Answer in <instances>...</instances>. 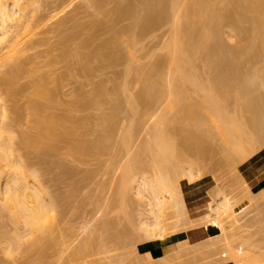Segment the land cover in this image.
Listing matches in <instances>:
<instances>
[{
	"label": "rangeland",
	"instance_id": "obj_1",
	"mask_svg": "<svg viewBox=\"0 0 264 264\" xmlns=\"http://www.w3.org/2000/svg\"><path fill=\"white\" fill-rule=\"evenodd\" d=\"M37 1H40V0H36V3H37ZM56 1L57 0H52V1L51 0H49V1L48 0H41L40 3H37L39 5H36L37 7L40 8V9L39 8L37 9L38 12L41 9H44L43 11L45 13L47 12L49 14L51 11L48 9L53 10V8H52L54 5L53 2H56ZM85 2H87V0L86 1L74 0V3H76L75 5H78V4L80 5L81 3H85ZM108 2H109V4L111 3L110 1H108ZM45 3H46V5H45ZM87 3H85V4L87 5ZM43 4L45 6H42ZM49 4H50V6H49ZM55 4H59L61 7H63V5H66V3L62 4L59 2H57ZM59 5L57 7H59ZM106 5H104L105 8H106ZM34 6L32 7L33 9L35 8ZM80 6H78V7H80ZM82 6H83V4H82ZM88 6H89V4L87 5V7ZM90 6H89L90 8L84 9L85 8L84 7V8H80L79 9L80 11L78 10V12H81L82 15L80 13H77L76 11H74L78 15V16L76 15L77 18H79V16H80L79 19L74 20V18H73V21H76V20L79 21L80 20L79 22L76 21L75 25H77L76 23H80L81 20H83V19L85 22L83 23V21H82V25L78 24L79 27L75 26L76 27L75 29H73L72 28L73 26H72L71 28L73 31L76 29H79L80 26H81V28H84V29L87 28L86 26H89L88 23H87V25H85L86 21L88 20V22H90L89 21L90 19H88V18L91 15V13L95 12V11H93V9H95V8H92V5H90ZM113 6L111 5L112 8H113ZM57 7H56V9H57ZM61 7H59L57 10L62 11ZM111 7H110V9H111ZM107 8H106V10L109 11V7H107ZM70 9L72 10V8H70ZM73 9H74V5H73ZM35 10H36V8H35ZM37 10H36V12H37ZM57 10H55L53 12L55 13V12H57ZM74 10H76V7ZM101 10H103V9H101ZM98 11H99V9H98ZM103 11L105 14L106 13L105 10H103ZM103 11H102V13H103ZM36 12L33 13V16ZM44 12H43L42 16L45 15ZM53 12L51 13L52 15L50 14L51 19L48 17L49 16L48 14H46V16L48 15L47 17L45 16L46 18H44L42 16L41 17L43 19L40 18V19H42L43 24L45 23L44 24L45 28H48V27L51 28V29L48 28L49 31L47 30V32H46V29L44 27H42L44 25L41 26L44 29L39 27L40 25L37 23H40V20L37 19L38 20V22H37V20H35L37 16H35V18H33V16H32V18H33L32 22H33V20L36 21V23L33 22L34 25L37 24L38 27L40 28V30L41 29L42 30L40 31L39 28H37V30H36L37 26L35 25L36 26L35 27L33 25L35 27V29H34V27L30 26V29H31V30L29 29L30 33L28 31V33L23 34V37L21 36L23 39L25 38V40L23 41V39L21 38L22 40L20 41L21 44L19 45L20 46L19 49H21V47H22V48H24V52L25 51L26 52L24 54V52L22 51L20 53V55H22V56L18 55L19 59L18 58L17 59L14 58V59H16L18 61L21 60L19 63L23 62V63H21V64H23V66H22L23 68H20V70H19V68L17 67L18 66V62H17L16 67L18 68L17 69L18 71H16L15 70L16 68L14 67L15 69L14 68L13 69L16 71L14 74V72H13L14 70L12 71V69H10V68H12L15 61H13L11 64L12 60L11 61L9 60L10 62L9 61L7 62L6 59H9V58H6V57L4 58V56H6V55H4V56L0 55V57L3 58V60L0 58V60L2 61V62L0 61V64H2V67L0 65V106L3 108L4 106H2L1 104L5 103V104H3V105H5V108H3V109H5V113L7 111V115H10L8 117V119L9 120L11 119L10 120L11 125L14 122L12 128L15 132L14 133L15 144L13 142L14 148L12 146V148L14 149V153H13L14 156H10V157L6 156V158L9 157L11 160L14 158L16 159V156H15V154H16L20 160H22V161L24 160L25 163L27 164V165H25V164L24 165L28 166V168L25 167L26 171L24 172V173H26L25 174V181L27 179L26 184L28 186H32V184H33V187H35V189L39 188L41 190L40 195L43 191H45L46 196L48 193L49 199L54 200L51 203L53 204V208L54 207L55 208L53 209V213H51L52 211L50 212V214H49L50 220H48V221H50L51 226L48 224L46 225L49 229L50 228H52V229H51V232L47 233L48 232L47 230H49L47 228V230H45L43 232V233H45V236H44V234L41 235L40 233H39L40 236H39V234L37 236L36 235L37 232H35V235L33 234L34 237L31 234H28V237H27V232H24V229L22 230L21 224L13 223V222H15V220L13 218H11V219H13L14 221L9 219L11 216H9V213L6 212L7 210L3 211L4 209L1 207V204L4 201L3 202L0 201V207H1L0 208V264H146V263L147 264H173V263L175 264V262H176V264L177 263L179 264L180 262H181L180 264H182V263L184 264L185 261L187 264L188 263L187 260H189L190 256H191V258L189 260L190 264H213L220 257H222L220 255L216 256V255H218L216 253H221V251L218 252L220 247H221V250H222L223 246L225 248V245L228 243V240H230V239H227L226 241L222 240L223 231L226 229H231V232L233 230L235 231V229H236V231H235L236 234H240L243 236H250L252 238V241L254 244L253 245L254 248L252 247V249L250 248V250H254V252L251 251L254 253V257L257 258L259 256V258H261L262 261H260V262L257 261V259H259V258H257V259L255 258L254 260L252 258V260L254 262L251 260L253 263H250V262L249 263L250 264H264V199H261L260 193H259L261 190H264V188L259 189L260 185L262 183H264V180H263L264 179V144H263L264 137H262V140L259 142V145L256 144L254 146L252 151H250L251 149L247 150V151H250V152H248L249 157H248V160L246 159L243 162H241V160H240V157H239L240 154L239 153H238L239 155L237 156L239 158L235 159L236 156H234L235 153H233V155H231L232 158L230 159V155H229L228 151H226L228 147L223 148L225 145L223 146L222 143H220V141H218V140H216V143L213 144V147H214L213 149H215V151L212 149V151L208 152L207 154H204V155H206V157L208 156L207 158H205V156L203 154H202V156H204L203 158L201 155L197 156L198 152H196V153H194L195 151L192 152L193 149H191L192 151L188 150L189 152L187 153V151H186L187 146H188V148L190 147L189 141H190V143H192L191 146H193V143H195V142L191 141V140L195 139V137H193L192 139H191V137L196 132H197L196 133L197 136H196V134H195V136L198 137V135H200V130H201L200 128L206 127V126H203L206 124L202 123L201 127H200L199 120L197 119L198 122H197V120H196V122L199 125L197 123L195 125L198 126V128L195 127V125H193V124H192L193 125V127H192V125H190L191 123L188 124L190 121L187 123L188 120L186 118L189 119V117L186 116V114H185V117L182 115H179L180 120L178 119V117L174 118V116H177L178 114H175L176 112L173 111L174 114H173V112H171L174 115L173 116L170 113V111L168 110L169 108L167 107V105H166V107L168 109L166 107H164L166 103L163 101V104H164V106H163V104L160 101V103L162 104V106H160V107L161 108L163 107L164 109L166 108L165 110H167V111L164 110L165 113L166 112L168 113V111H169V118H170L169 121L170 122L168 121L167 125H169V126H167V128L169 127L168 131L171 132L170 136H171V134H174L175 139L173 138V135L171 136V138L173 140H176L175 143H173L174 147L176 145L178 146L175 148L176 149L174 151L175 153L173 152V154L175 155V159L172 158V160H174V162L178 161V162H180V164L182 162H183V164L184 163H190L191 167H194L193 172L196 171L194 173L195 176L191 177V179H188V178L184 179L185 181L182 182L184 190H185V194L187 196L186 197L187 203L189 202V204H190L189 206H191L193 204H201L204 202L205 203L210 202V205H212V204L214 205V204H217V202H219V200L221 199L222 196H227L230 203L232 204L231 206L233 208H232V212H230V217H226V216L220 217V219L223 220V221H221L220 224H216V222H207L202 227H200V230L197 229L199 231H204L205 234L203 235L204 236L203 239L196 240V239L191 238L190 241H187V242H189L188 246L190 247V244H191L192 247L194 248V245L199 244V243H201V240L202 241L204 240L205 244H206L205 246L206 247L208 246L207 248L204 246H203L204 248L202 246H200V247L196 246V247H197V249L198 248L200 249V250L198 249L199 253L200 252L203 253V250H206L205 252L207 253V249H209L208 250L209 252L215 251L210 246L213 242H216V240H217V242L219 244H216L217 242L215 244L217 247H219V249L216 248L215 245H212L213 247H215V249H218V250L215 251L216 253H213V252L209 253L208 252L207 253L208 256H210L209 254H211L209 259L207 258L205 260L206 257L202 256L203 257V260H202V257H199L200 255H198L199 253L196 252L197 249L195 251V248H194V251L196 253H198L197 254L198 256L196 255L195 252L193 253L191 250L188 251L189 247L188 248L185 247L186 245L184 244V242L186 240L183 242L176 243L178 245L183 243V244H181L183 246L182 248H178L176 246L175 247L173 246V248H175V249L178 248L176 250H180V251H183L185 248H187V249H185V250H187L186 252L184 250L185 253H187V252L189 253V254L187 253L188 256L186 254L187 257L183 256V258H180L179 257L180 255H178L177 252H176L177 255H174L173 253H175L174 252L175 249L173 250V248H171L169 250V252H166L164 254L160 253L161 256H157V254H156V256H153L150 253L151 252V250H150L151 246L150 245H152V243H154V242H148V240H145L146 238L144 239V236H143L144 234L141 231H139L140 229L138 230V228H140L138 226V224L140 225V220L137 217L140 216L142 218V217H144V215H145V217L150 215L148 213V211L146 210V209H148V207L146 206L147 204H145V202L148 200V196H146L147 194H145L146 192H144L145 198H142L143 200L141 199V195L139 196L138 194H136L137 191L135 192L134 189L133 190L130 189L129 190L130 192L128 191V193L125 192L127 189L125 191H123L124 195H122V196H125V194H126L125 199H123V197H121V199H120L118 194L122 191L119 188V187H121V185H119V184H121L120 176L122 175L121 174L122 172H120V171H122V169H123L122 167L124 166V164L127 163V164H129V167H130V165L134 164L135 162H138V161L141 162V163L138 162V164L135 163L134 164L135 166L138 165L136 167L133 165L131 166L133 170L132 169L130 171L128 170L129 172H131V174H132V172L135 174V172L139 173V172L144 171L143 174H145L146 176L152 177V174L154 175V173H156V172H154V171H156L155 169L153 171L154 173H150V172H152V171H150V170H152L151 167L153 165H154V167L156 166L155 160L152 159L154 157L152 154V153H154V151H151V150H155V147H154V149H151V148H153V146L150 148L149 145H151V144H149V145L147 144L149 147L148 149H151L150 150L151 153H150L147 150V147L145 144L148 143L147 142L149 139L148 132L150 131L149 128L151 127L152 122L156 119L157 112L161 108H159V110H157L158 109L157 106L159 104H157V105L155 104L157 109L155 108L154 104L150 105L151 107L149 105H147L148 107H146V106L142 107L141 106L140 112L134 114L133 110H131L130 107L126 106V105H128L126 102H125L126 104L122 103L120 105L121 108L119 107V109H121V110L118 109L119 113L116 112L117 111L116 110L115 111L116 113L114 112L116 114V117H115V114H113L114 118H112L110 120L109 125H111V128H112L110 135H107V134L105 135L104 131H103L104 130L103 126H100L101 124H99L100 123L99 119H101V116L104 117L103 113H105V114L108 113L107 115H111L110 113L112 111V109H111L112 105L107 103L108 102L107 101V102H105V104L100 103V105H97L98 107L97 106L94 107V105H96L98 103L91 106V103H89L90 101L88 102L89 99L87 101H85L84 99H85V97H87V96H85V94H87V95L90 94L89 90L92 89L91 84L95 85V83L96 84L101 83V85H102L105 82L104 85L106 86V84H107L106 90H107V88H109V90H110L113 87L112 83L118 84L117 85L118 90L114 94V96L118 94V91L121 94H118V96H116L117 98L118 97L122 98L123 97L122 93L126 94L127 97H131L132 95H134L133 93H136L137 91H139L138 89H140V87H139L140 85L137 84L135 79L132 77L133 73L132 74L130 73L131 74L130 76L126 73V75H128V76L125 77L126 76L125 70L127 72V69H126L127 63L126 62H128V58L130 59L129 61L135 60L134 61L135 63L131 62L132 65H134V64L139 65L140 64V65H142V68L145 65H147L146 68L150 67L151 64L153 62H156L157 60L162 65V67L165 66V64H168L169 62H167V61L169 60V56H168L169 51H168V48H166V46L164 45V43L167 40L166 38H169V35L165 37V35L169 34L168 32L166 33V31L169 29L168 28L169 25L167 26L168 29L166 27H164V28L161 27L162 29L161 28L160 29L162 30V32H160L161 31L160 29H157L158 31H156V33H154L155 36L152 33L153 36H151V38L150 37H148V39L145 38L146 39V40L144 39L145 43L141 42L142 46L140 44H138L137 49L135 46V48H133L132 50H136L137 51V52L135 51L136 54L134 51L132 52V50L130 49L131 53L136 55V58H135L132 54L133 60L130 57H128L129 55L128 56L125 55V57L126 56L128 57L125 60H124L125 57L122 59L123 62L125 61V63H119V64H117V66L115 65V67H110V66L106 67V63L105 64L102 63L103 66L101 68L99 66V68H100L99 70H98L97 66L100 63L98 64V62H92V66L95 69L97 68V71L94 70L93 73H90V75H88V76L86 75V77H84L83 76L84 74L82 76H79V74L80 75L82 74L79 72L80 70L78 71V69H80V67H81V62H80V65L78 66L77 64H79V63H76V61L79 62L78 61L79 59L75 60V58L73 56L75 52L73 53V51L78 48V42L80 41V39H82V38L84 39L83 35L85 33H83V35H81L82 36L81 38L75 36L73 39H76V38H78V39L80 38V39L79 40L76 39L74 43H72L73 39H71L72 42L69 40L66 43L65 37H63L64 36L63 34L65 32L63 31L64 33H62V29H61V31H59L61 33L53 32L54 27H55L54 24H57L58 22H60V20L57 21L58 18H56V15H57V17H59L60 15L65 17V15H63L65 12H62V14L60 12L59 13L60 15L56 14L54 16V18L52 17ZM67 12H69V10ZM74 12H72V13H74ZM39 13H41V12H39ZM39 13H38V15L42 14V13L41 14H39ZM70 13H71V11L69 13H66V14H69L68 16L71 17L72 13L71 14ZM96 13H97V10H96L95 14ZM97 15L98 14H96L95 16H97ZM101 15H103V14H101ZM93 16H94V14H93ZM93 16H91L90 18H92ZM39 17L40 16H38V18ZM64 17H62V18H64ZM69 17H67V18H69ZM103 17L104 16L96 17L97 19L95 17L94 18L96 20H99ZM46 19H50V21L48 22V20H46ZM59 19H61V16ZM95 19H93V20H95ZM50 22H53V24ZM33 23H31V25ZM70 23H72V22H69V24H66V25H73ZM129 23H130V21H129ZM49 24L53 25V28ZM83 24L85 25V27H83ZM123 24H124V22H122L121 28L125 25V24L124 25ZM66 25H65V27H66ZM119 25H120V23H119ZM119 25L117 24L116 27L119 28L120 27ZM128 25H126V26H128ZM116 27L114 28V31H115ZM223 27H224V29H223ZM223 27H222L223 31H221V32H222V34H224L222 36H224V38L226 40L223 37L222 38L225 41H227L228 45L235 44V41L230 39V35L233 34L230 31L231 27H230V29L227 26H226V28H225V26H223ZM88 28L85 30L86 32H87ZM69 29H70V27H69ZM33 30H34V33L32 32ZM82 30L83 29H81V32H82ZM68 31H70V30H68ZM79 31L80 30H77V31H74L73 33H75V32L78 33ZM85 31L83 30V32H85ZM224 31H225V33H224ZM35 32H36V35H35ZM38 32H40V33H38ZM52 33H54V34H52ZM55 33L57 35H55ZM80 33H78L77 36H79ZM163 33L164 34L166 33V34L164 35ZM30 34H32V35L34 34V36H32ZM58 34H59V36L61 35V40H62V38L64 39V43L62 45L61 44L58 45L59 42H61V41H59L60 37L58 36ZM105 34H107V35H103V37L101 36L102 33H101V35L99 34V39L97 42L96 41L93 42L91 40L92 44L96 43L95 44L96 46H94V48L97 47L98 44H102L103 40L107 41L109 39L108 32ZM110 34H112V33H110ZM150 35H148V36H150ZM228 36H229V38H228ZM85 37H87V36H85ZM107 37H108V39H106ZM123 39H125V37ZM38 40H39V42H38ZM31 41L34 43L32 44ZM36 41L38 43L37 45L35 44ZM81 41H83V40H81ZM31 44L32 45L35 44V46L32 47ZM79 44H81V43H79ZM143 44H147V47L145 48V50H144V47L146 45L143 46ZM28 46L29 47L31 46V48L29 49ZM62 46H65L66 48H64V47L63 48L66 49V51L69 49L70 52L68 51L67 52L68 54L65 52H62L64 50V49H62ZM140 46H141V51H139ZM67 47H68V49H67ZM90 47H92V50H91V56H92V53L94 50H93V46H90ZM90 47H88L86 49L89 50ZM124 48H125V46H124ZM124 48L122 47V49H124ZM147 51H149V52H147ZM152 52H154V53L151 54ZM2 54H5V52ZM94 54H95V51H94ZM122 54L124 55L125 53L123 52ZM167 57H168V59H167ZM199 59L202 60V58H199ZM122 60H121V62H122ZM196 60L200 61L198 59H196ZM80 61L83 62L84 60H80ZM197 61H195V62H197ZM202 61H200V62L202 63ZM7 63H8V65H7ZM83 63H85V62H83ZM156 63H158V62H156ZM159 63L157 64V66L159 65ZM201 63L197 62L196 64H199L200 66L202 65L201 67L204 68L203 63L202 64ZM21 64L19 65L20 67H21ZM129 64H130V62L128 63V66H129ZM6 65H7V67H6ZM168 65H166V69L164 67V69L166 71L163 69L165 73H167ZM77 66H78V68H77ZM134 67H136V66H133V68ZM35 68L36 69L38 68L39 70L38 69L36 70ZM33 69H35V70H33ZM204 69H206V68H204ZM10 70L13 72V74H12V72H10ZM206 70H208V69H206ZM34 71L37 73H35ZM8 72L12 75H8L7 74ZM31 72L33 75L31 74ZM40 72H41V74H40ZM78 72H79V74H78ZM40 75H44L45 80H42L43 79L42 78V79H40V81H37L39 79L38 77ZM12 76H14V77H12ZM201 76L199 78H196V80L198 81L200 78L202 79ZM36 77H37L36 81L39 83V85L41 84L40 83L41 80L44 81V86L43 85L42 86L45 87V89L41 86L40 90H43V92L42 91L40 92V94H42L40 96H39L40 90L36 91L34 89L35 84L32 85V82L36 83L35 79L31 81V79L36 78ZM162 77H161V80L163 79ZM203 77L205 78L206 75H204ZM6 79H8L7 82H6ZM125 79H127V81H128L126 86H125L126 83L123 84L126 81ZM108 80L111 82H109ZM164 80H165V77L162 81L164 82ZM200 80L198 81V84L202 81V80L201 81ZM119 84H122V86ZM97 85H99V84H97ZM123 85L128 89H126ZM105 86H104V88H105ZM187 86L189 87L190 84L189 85L187 84ZM187 86H186V88H187ZM119 88L122 91H120ZM123 88H125L126 90ZM79 89H80V92L82 94V98H80L81 96H78L79 98H77V93L80 95V92L78 91ZM189 89H191V91H189ZM189 89L187 91V93H189V97H188L189 99H186L187 101L185 100L186 103H189L188 105H191L193 103V101H191V99L200 101L201 100L200 97L203 98L202 97L203 93H200V92L197 93V92H194V90L192 91V87H189ZM110 92H111V90H110ZM46 93H47V97H46ZM131 93H132V95L128 96ZM126 95L124 96L125 98H126ZM199 95H200V97H198ZM107 97H106L107 98L106 100H109V97L111 99V96H107ZM116 97H115V99H116ZM87 98H89V96ZM166 98H163V99L166 100ZM100 99H101V97H100ZM100 99H98V101H100ZM104 99L105 98H102L101 100L104 101ZM125 100L123 98V99H120L119 102H121V101L123 102ZM86 102H88V103L86 104ZM109 102H111V101L109 100ZM186 103H185V105H186ZM124 104H125L127 109L125 108ZM188 105H186V106L190 107ZM186 106H184V107H186ZM33 107H35V108H33ZM187 107H186V109H187ZM191 107H192V109L194 108V106H191ZM2 108H0V109H2ZM6 108L8 110H6ZM38 108L41 110L39 111ZM36 110H37V112H33ZM130 110L132 111V113L130 112ZM142 110L144 112L146 111V113H145L146 115H144V112H142ZM199 111H200V109L197 110V112L195 114L198 115L200 118L201 116L199 114H197ZM32 112L34 114H32ZM40 113H42V114H40ZM199 113L201 114L202 112L200 111ZM49 114H51V115H49ZM39 115L40 116L42 115L41 118L42 119L44 118V119L42 120ZM44 115H46L45 116L46 118L44 117ZM99 115H101V116H99ZM170 115H172V116H170ZM229 115L233 119L241 117V119H243V120H244V118L249 116V114L247 112H239L238 108L234 109L233 107L229 110ZM48 116H51V117L56 116L55 122H54V119L52 121V122H54L53 123L54 126L51 124V121H50L51 117L49 118ZM64 117H65V119L69 118L68 121H70V122L66 121V123H64V124H68V128L70 129V131L67 129L68 133L66 131H64L65 130L63 128L64 125H63V123H61V122H63L62 119ZM97 117H98V119H97ZM35 118H36L37 122L35 121ZM184 118L186 119V121ZM58 119H59V121H58ZM81 119L83 120V122ZM181 119L182 120L184 119L183 122H179V121H181ZM201 119H202V117H201ZM60 120H61V122H60ZM76 120H79V123L78 122L75 123ZM11 121H13V122H11ZM201 121L204 122L203 120H200V123H201ZM33 123L35 124V126L32 125ZM49 123L51 124L50 126H49ZM192 123H193V121H192ZM41 125H43L44 127L42 128ZM69 125H70V127H69ZM131 125H132V128L135 127L134 132L130 133V136L132 137V139L134 136V139H133V142L132 141L128 142L131 139H129V138H128L129 140L127 139V137H129V136H128V133L126 130H129V128H131ZM171 125H172V130H171ZM37 126H38V128H37ZM241 126H242V124H241ZM65 127H67V126H65ZM207 127H209V126H207ZM47 128L50 132L47 131ZM60 129L61 130L63 129L64 132H62ZM193 129H194V131L196 129L198 131L196 130V132H194ZM59 130H60V132H59ZM54 131L58 134L56 135V133ZM191 132H194L193 135H191ZM203 132H201V133L203 134ZM125 133H127V134L125 135ZM52 134H55V135L52 136ZM132 134H134V135H132ZM56 136H57V138H56ZM122 136L126 137L125 139L128 140V141L124 140V141H126V143H129L128 148L125 147L127 144L125 145V142H123V141L122 142L124 144L122 145V143H121V140L123 139ZM99 138L103 139V140H105V138H108V139H106L107 141L105 140V143L103 142L106 147L102 145V147H104L105 150L103 148L101 151L98 150V152H97L96 146L99 145L98 142L101 143ZM245 138H243L244 141H245ZM17 140L20 142H18ZM84 141H86L87 143ZM114 141L117 142L118 146L115 145L116 142H114ZM169 141H171V139L168 140L167 142H169ZM198 141H199V139H197V143H198ZM118 142H120V143H118ZM181 142H182V144H181ZM187 142H188V144H187ZM245 142H244V145L246 144ZM83 143H85L87 145H85ZM106 143H108V144H106ZM178 144L180 146L182 145V147L180 148ZM186 144H187L186 148L183 149ZM247 147L248 146H244V148H246V149H247ZM145 148H146V151L149 152L148 154L145 153L146 152V151H144ZM257 148H258V150H257ZM16 150H18V151H16ZM127 150H128V152L129 151L130 152L129 153L126 152ZM138 150H140V151H138ZM183 150H184V152H183ZM93 151H94V153H93ZM254 151H255V153H254ZM8 153H7V155H8ZM190 153H192L194 156ZM209 153H211V155ZM18 154L22 158H20L18 156ZM142 154H143V156H142ZM186 154H188L189 157ZM176 155H178V157ZM141 156L143 159L145 158V160H143L141 158ZM151 156H152V158H151ZM181 156H183L184 158L187 157V159L185 160ZM199 157H201V158H199ZM149 158H150V160H149ZM229 159L231 162H229ZM237 159H239V160L237 161ZM14 160H12L11 162L14 163L17 159L15 161ZM144 161H146L147 163ZM185 161H187V162H185ZM130 162H131V164H130ZM153 162H154V164L152 165L151 163H153ZM228 162L230 164H228ZM4 164L6 165V163H4ZM4 164H1L2 167L4 166L3 168L0 167V169H1L0 173L2 175V177H0V179H2V180H0V185H1V183L2 184L5 183L4 178L6 177V175L9 176V174L10 175L12 174V173H10V172H12L11 169L9 172V170H7L9 168H7V166H5ZM10 165H12V164H10ZM139 165H141V166L139 167ZM228 166H230V167H228ZM141 168H142V170H141ZM2 169H3V171H2ZM29 169L32 171L31 175H30L31 171ZM69 169H71V170L69 171ZM27 170L29 171L28 178H27V174H28ZM4 172H7V173H4ZM148 173H150V174H148ZM33 175H37V176H33ZM17 176H18V174H17ZM28 179H31V180H28ZM32 179L35 180L34 182H36L37 185L34 184ZM242 179H244V180L242 181ZM261 180H263V181H261ZM29 182H30V184H29ZM1 187L2 186H0V188ZM117 188L120 189V192H119V189H117ZM117 192H119V193H117ZM189 193H190V195H187ZM1 194H2V192H0V195ZM119 195H121V194H119ZM136 195H138L139 197ZM46 196H45V199L48 197V196L47 197ZM2 197L3 196L1 195L0 198L2 199ZM100 200H101V202H100ZM120 200L122 202H120ZM140 200H142V201H140ZM123 202H124V205H123ZM54 203H55V205H54ZM1 209H3V210H1ZM3 212H6V213H3ZM147 213H148V215H147ZM54 214H56V217L54 216ZM212 214H214V212L211 211L209 213V215H212ZM52 215H53V217H51ZM208 220L209 221L212 220V217L208 218ZM130 222H132V223H130ZM181 222L179 221V223H181ZM13 224H15V225H13ZM52 224H53V226H52ZM106 224H107V226H106ZM127 227H128V229H127ZM15 228H17V229H15ZM181 228H182V223H181ZM181 230L179 229V231H178V228H177V230H176L177 232L174 231L175 232V233L173 232L174 234L172 232H167L166 234L169 235L171 233L172 237H175L178 234L183 233L184 230L183 229H181ZM205 230H206V232H205ZM15 231H16V233H15ZM193 231H196V230L192 229V230L184 232V233L190 235ZM21 232H23V233H21ZM52 233H53V235H52ZM15 234H17V236ZM120 234H121V236H120ZM29 235L32 236L33 240L30 239L31 237ZM130 236H131V238H130ZM169 236H167L169 238H166V240H164L165 243H167V244L171 243L172 237H171V235H169ZM27 238H29V239H27ZM9 239H10V241H9ZM7 240H8V242H7ZM31 240H32L33 244L31 243ZM34 240H36V241H34ZM187 242H185V243L187 244ZM1 243H2V245H1ZM176 244H174V245H176ZM234 244H236L238 246L239 242L235 241ZM181 245H179V247ZM6 247L8 248V250ZM29 247H30V249H29ZM42 247L45 250H43ZM210 248H212V249L210 250ZM1 249H2V251H1ZM39 250H41V251L39 252ZM171 250H173V251H171ZM8 251H9V254H8ZM180 251H178V253L182 254L183 252L180 253ZM39 253H40V256H39ZM185 253H183V255ZM190 253L191 254L193 253L192 255H194V257L196 255L197 256L196 259L194 257H192V255ZM206 253H204V254L206 255ZM224 253H226V252H224ZM212 254H214V255L216 254V255L212 256ZM140 255H142V256H140ZM221 255H223V254H221ZM228 255L227 254L223 255L222 258L224 259V257H225V259L228 261L226 263H222V264H231L232 259H230L231 257H230V255L229 256ZM163 256H165V257H163ZM249 256H252V254H250ZM141 258L144 261L143 263H142ZM192 258H193L194 262L192 261ZM213 258L214 259L218 258V259L214 261ZM241 258H245V257H240V259ZM247 258L251 259V257H248V256L246 257V259ZM229 259L231 262H229ZM249 259H248V261H250ZM196 260H198V261L195 262ZM220 260L223 262L222 259H219L218 261H220ZM212 261H214V262L212 263ZM218 261L215 262L214 264H220ZM247 263L248 262H246V264ZM233 264H245V263L244 262L240 263V261L236 262V260H235Z\"/></svg>",
	"mask_w": 264,
	"mask_h": 264
},
{
	"label": "bare ground",
	"instance_id": "obj_2",
	"mask_svg": "<svg viewBox=\"0 0 264 264\" xmlns=\"http://www.w3.org/2000/svg\"><path fill=\"white\" fill-rule=\"evenodd\" d=\"M72 1L71 0H57L56 2H53V4H54L52 7L53 10L48 9L51 11V12L49 11L50 12L49 14L47 12L45 13L43 11L44 9H41L39 11L42 13L41 14L37 10L39 7L36 6V5H39L37 3H40L41 0L37 1V3H36V0L35 1L34 0H0V53L5 52V54L1 53L0 55H2V56L6 55V56H4V58L5 57L9 58V59H6L7 62L9 60L10 61L12 60L11 64L13 61H15L12 68L9 67L10 69H12V71L15 68H16L15 69L16 71H18L17 70L18 68H19V70H20V68H23L22 67L23 64H21L23 62L19 63L21 60L20 61L16 60L17 58L19 59V56H22V55H20V53L22 51L24 52V48L21 47L22 50L19 49L20 48L19 45L21 44L20 41L23 39L22 38L23 34L28 33V31L30 33V30H31L30 26L34 27L36 25L37 27L36 26L35 27L37 30V28L44 25L45 23L43 24V21H42L43 18L42 17L46 18L49 15L48 17L50 18V16L52 15L51 13L53 11L57 10L59 7H61L59 4H55L57 2L62 3V4L66 3V5H63V7L65 6L64 8L61 7L62 11L57 10L58 13L53 12L52 17L54 18V16L56 14L60 15L59 14L60 12H61V14H62V12H65L63 15H65L66 18L64 16L60 15L61 19H59L60 16L57 17V15H56V18H58L57 21L60 20V22H58L57 24H54L55 27H54V30L52 29L53 32L58 33L62 29V33L65 32L63 34L64 35L63 37H65L66 43L69 40L71 41V39H73L75 36L81 38L82 37L81 35H83V33H85L84 35L87 36V37H85L83 35L84 39L79 38L80 41L78 42V48L73 51V53L75 52L74 55L71 53L74 56L75 60L79 59L78 60L79 62L76 61V63H79V64H77L78 66L80 65V62H81V67H80V69H78V71L80 70L79 72L82 74L80 75L78 72L79 76H82L84 74L83 76L86 77V75L88 76V75H90V73H93L94 70L97 71V68L95 69L92 66V62H98V64L100 63L98 66L96 65L98 67V70L103 66L102 63H104V64L106 63V67H109V66L115 67V65L117 66V64H119V63H125V61L123 62L122 59L125 57V55H127V56L129 55L128 57H130L132 59L133 53H131V50L133 48H135V46H136V49H137L138 44H140L142 46L141 42L145 43V41H144L145 38H147V39H148V37L151 38V36H153V34L156 33V31H158L157 29H160L161 27L167 28V26L169 25L168 26L169 29L167 28L168 30L166 31V33L168 32L169 34L165 35L166 33L165 34L163 33L165 35V37L169 35V38H166L167 40L164 43V45L166 46V48H168V51H169V52L167 51L168 56H169V60L167 62H169L168 63L169 65L165 64V66L162 67V65L157 60L156 62L159 63L158 66H157L158 63L153 62L150 67L146 68L147 65H145L144 66L146 68L145 69L144 67L142 68V65H140V64L139 65H135V64L132 65V63H135L134 62L135 60L129 61L130 59L127 56L124 58V60L126 58H128V62H126L127 63V67H126L127 72L125 70V75L127 73L130 76L133 73L132 77L135 79L136 83L140 85L139 86L140 89H138L139 91H137V92L135 91L136 93H133L134 95H132V93L128 95V96L132 95L131 97H127L126 94L122 93L123 97L122 98L118 97L119 98L118 99L116 96H118V94H121V93H119V91H118V94L114 96V94L118 90V86H117L118 84L112 83L113 87L110 89L111 90V92H110L109 88H107V90H106L107 84H106V86L104 85V83H105L104 82L105 80H104L103 81L104 83L102 85H101V83H97L99 85H97L96 83H95V85L91 84L92 89L89 90L90 94L89 93H88L89 95L85 94V96H87V97L89 96V98L85 97V99L84 98L83 99L85 101H87L89 99L88 102L90 101L89 103H91V106L98 103V104L94 105V107H96L97 105H100V103L105 104V102H107V101H108L107 103L112 105L111 106L112 111L110 113L111 115H107L108 113H106V114L103 113L104 117L99 115V116H101V119H99L100 123L97 121L99 124H101L100 126H103V128H104L103 131H104L105 135L106 134L110 135V133L112 131L111 125H109L110 120L112 118H114L113 114H115L116 112L121 110V109H119V107L122 103L126 102L128 104L126 106L130 107L131 110H133V113L136 114V113L140 112L141 106L142 107L143 106L148 107L147 105L150 106V105L154 104V106L156 108V105L159 104L158 105L159 107L157 106L158 109L156 108L157 110H159V108H161L160 106H162L163 101H164L166 104H165V106L163 104V106L166 107V105H167V107L169 109L167 107L166 108L170 111V113L174 111V112H176L175 114H178L177 116H174L173 115L174 112H173V114L171 113L174 116V118L178 117V119H179L180 118L179 115H182L185 117V114H186V116L189 117V119L186 118L188 120L187 123L190 121L188 124L191 123L190 125H192V124L195 125L198 122V120H199L200 127H201L202 123L206 124V125H203L206 127L200 128L202 131L200 130V135H198V137H196L197 136V134H196L197 129L195 131L193 129V131L196 133L191 132V135H193V133H194V135L191 137V139L193 137H195V139H193L191 141H193L195 143H193V146H191L192 143H190V141H189L190 147L188 148V146H187L188 142H187V144L183 148V149H185L187 146V150H186L187 153L189 152L188 150L193 149V151L191 150L192 152H194V151H195L194 153L198 152L197 156H200V155L202 156V154L203 155L207 154L208 152L212 151V149L214 148L213 144H215L216 140H218V141H220V143H222L223 146L225 145L223 148L228 147L227 150L226 149L225 150L228 151V153L230 155V159L232 158L231 155H233V153H235L236 154V155L234 154V156H236L235 159L240 157L241 162L245 161L246 159L248 160V157H249L248 152L252 151V149L254 148V146L256 144L259 145V142L262 140V137H264V0H87L88 3L87 2H85V3H87V5L89 4V6L92 5V8H95L97 10L96 14H98V15L95 16L96 10L93 9V11H95V12L91 13V15L88 18V19H90L89 20L90 22H88V20H87L86 24H85V25H87V23H88V25L90 26V27L86 26L87 28L89 27L88 30L90 32L88 30L86 32L85 30L87 28L84 29V28H81V26H80L79 29L74 30V31L80 30L78 33L81 32V29H83L85 31V32H83V30H82V32H81L82 34L80 33L79 36H77L78 33H76V32L73 33L74 31L72 30V28L75 29L76 28L75 26L79 27V25H82V21H83V23L85 21L83 19L80 22L81 24L76 23L77 25H75V22L77 20L73 21V18H74V20L80 18V16H79V18L76 17L77 13L81 14V12H78V10L80 8L85 7L84 9H87V8H90L91 6L87 7V5L85 3H81L80 4L81 6L79 4L75 5L76 3H74V0H72ZM84 1H86V0H84ZM108 1H110L111 3L109 4ZM46 3H45V5H46ZM82 4H83V6H82ZM45 5L43 4L42 6H45ZM58 5H59V7H57ZM73 5H74V9L76 7V10L73 9ZM104 5H106V8L109 7V11L106 10ZM111 5L112 6L114 5L113 8L111 7ZM33 6L36 8L37 12L41 15H38L35 8L34 9L32 8ZM49 6H50V4H49ZM78 6H80V7H78ZM56 7H57V9H56ZM110 7H111V9H110ZM70 8H72V10ZM67 9L69 10V12L71 11V13L74 11H76L77 13L76 12H74L72 14L70 13L72 16L69 17L68 16L69 14H66V13H69V12H67L68 11ZM98 9L100 12L98 11ZM101 9L105 10L106 15L104 14V11ZM30 10L31 11L33 10V11L31 12ZM42 11L45 13L44 16H42L43 15ZM102 11H103V13H102ZM34 12H36L37 14L35 13L33 16ZM46 14H48V15L46 16ZM93 14H94V16H93ZM101 14H103V15H101ZM32 16H33V18H35V16H37L35 20H37V19L40 20V23H37L40 25L39 27L37 24L34 25L33 22L36 23V21L33 20V22H32V19H33ZM38 16H40V17L38 18ZM91 16H93V17L90 18ZM102 16H104L103 17L104 19L98 18L99 20H96L97 19L96 17H102ZM62 17H64V18H62ZM67 17H69V18H67ZM40 18H42V19H40ZM50 19H46V20H48V22H49ZM93 19H95V20H93ZM79 21H77V22H79ZM129 21H130V23H129ZM37 22H38V20H37ZM69 22H72L70 24H73V25H66V24H69ZM122 22H124L125 25L123 24L124 26L121 28ZM31 23H33V24L31 25ZM50 23L53 24V22H50ZM119 23H120V25H119ZM117 24L120 26L119 28L116 27ZM65 25L67 28L65 27ZM85 25L83 24V27H85ZM126 25H128V26H126ZM50 26H52V28H53V25H50ZM68 26L70 27V29ZM223 26H225V28L227 26V27H229V29L231 27L230 31L233 34L230 35V39L234 40L235 44H233V45L227 44V41H225L226 39L224 38V36H222L224 34H222V32H221L224 29ZM35 27H34V29H35ZM42 27L45 28V25ZM115 27H116V29L114 31ZM222 27H223V29H222ZM44 28H42V29H44ZM48 28H50V27H48ZM48 28H45L46 32H47ZM39 30H40V28H39ZM68 30H70V31L72 30L71 31L72 33ZM32 32L34 33V30ZM107 32L109 34L108 35L109 39L107 37L106 38V39H108L107 41L103 40L102 44L97 43L98 46L94 48V46H96L95 45L96 43L92 44V41L97 42L99 39V34L101 35V33H102L101 36L103 37V35H107V34H105ZM160 32H162V30ZM38 33H40V32H38ZM59 33H61V32H59ZM110 33H112V34H110ZM224 33H225V31H224ZM52 34H54V33H52ZM30 35H32V34H30ZM35 35H36V32H35ZM55 35H57V34L55 33ZM148 35H150V36H148ZM32 36H34V34ZM58 36H59V34H58ZM154 36H155V34H154ZM59 37H60L59 41H61V42H59L58 45H60V44L62 45L64 43V39L62 38V40H61V35ZM124 37H125V39H123ZM228 38H229V36H228ZM76 39L79 40L78 38H76ZM76 39H73L72 40L73 42L72 41L71 42L74 43ZM24 40H25V38L23 39V41ZM81 40H83V41H81ZM38 42H39V40H38ZM31 43L33 44L34 42L31 41ZM79 43H81V44H79ZM32 44H31V46L33 47V46H35V44L37 45L38 43L36 41L34 45H32ZM144 45H146L144 47V50H145V48L147 47V44H143V46ZM31 46L30 47L28 46L29 49L31 48ZM90 46H93V50L95 51V54L93 51L92 56H91L92 47H90ZM124 46H125V48H124ZM141 46H140V50L138 49L139 51H141ZM63 47L66 48L65 46H62V49H64ZM88 47H90L91 49L89 48V50H87L86 48H88ZM122 47L124 49H122ZM67 49H68V47H67ZM68 51L70 52L69 49L67 51H66V49H64L62 52L67 53ZM133 51L135 52L136 50H132V52ZM25 52H24V54H25ZM123 52L125 53L124 55L122 54ZM136 52H135V54H136ZM147 52H149V51H147ZM153 53L154 52H152L151 54H153ZM133 56L136 58V55L133 54ZM14 58H16V59H14ZM199 58H202L203 61L200 60ZM1 59L3 60V58H1ZM167 59H168V57H167ZM196 59L202 61L204 68H206L208 70L202 68L201 67L202 65L200 66L199 64H196L197 62L201 63L200 61H197ZM80 60H84L83 62H85V63H83ZM121 60H122V62H121ZM195 61H197V62H195ZM17 62H18V66H17ZM129 62H130V64L128 66ZM20 64H21V67L19 66ZM0 65L2 67V64H0ZM7 65H8V63H7ZM7 65H6V67H7ZM166 65H168L167 73L164 72V70L166 69ZM78 66H77V68H78ZM99 66H100V68H99ZM133 66H136V67L133 68ZM164 67H165V69H164ZM35 69H33V70H35ZM15 70L13 71L14 74L16 72ZM12 71L10 70V72H12ZM13 72H12V74H13ZM41 72H40V74H41ZM35 73H37V72H35ZM7 74L12 75L9 72ZM31 74H32V72H31ZM128 75H126L125 77H127ZM204 75H206L205 78L203 77ZM40 76L38 77L39 78L38 80H37V77L31 79V81L35 79L36 83L32 82V85L35 84L34 85L35 88L34 87L33 88L36 91H39L41 89L42 85L44 86V81H42V80H45L44 75H40ZM200 76L202 77V79L200 78L202 81L199 79L201 82L198 84L199 80L197 81L196 78H199ZM12 77H14V76H12ZM161 77L163 79L165 77L164 82L162 81L163 79L161 80ZM40 79H42V80L40 82L41 84L39 85V83L37 81H40ZM127 79H125L126 81L123 83V84L126 83L125 86L128 83ZM7 81H8V79H6V82ZM109 82H111V81H109ZM187 84L188 85L190 84L189 87H192V91L194 90V92L203 93V95H202L203 98H201L200 95L198 96L201 99L200 101L191 99V101H193V103L191 105H188L189 103H186V101H187L186 99H189L188 98L189 93H187L189 87L187 86ZM103 85L105 86V88ZM119 85L122 86V84H119ZM186 86L188 89L186 88ZM43 88L45 89V87H43ZM125 88H123V89H125ZM126 89H128V88H126ZM41 91L43 92V90L39 91V96L42 95V94H40ZM78 91L80 92V89ZM120 91H122V90L120 89ZM189 91H191V89H189ZM47 93H46V97H47ZM125 95H126V98L124 97ZM78 96H81L80 98H82L81 92H80V95L77 93V98H79ZM107 96H111V99L109 97V100L111 102H109V100H106L108 98ZM100 97H101V99L105 98L104 101L101 100ZM115 97H116V99H115ZM97 98L100 99V101H98ZM123 98H124V100L125 99L126 100L123 102L122 101L119 102V100L123 99ZM163 98H166V100ZM160 101L162 104L160 103ZM88 102H86V104ZM185 103H186V105H188L190 107L194 106L195 109L194 108L192 109V107L191 108L187 107L185 105ZM3 104H5V103H3ZM3 104H1V105L4 106L3 108H5V105H3ZM125 104H124V106H125ZM126 106H125V108H126ZM184 106H186L187 109ZM231 106L234 109L238 108L239 112H247L249 114V116L244 118V120L241 119V117L233 119L229 115V110L232 108ZM0 108H2V107L0 106ZM33 108H35V107H33ZM162 108L157 112L156 119L152 122L151 127L149 128L150 129V131L148 132L149 139L147 138L148 143L145 144L147 147V150L149 152L151 149H154V147H155L156 151L151 150V151H154V153H155V154L152 153L154 157L152 158V156H151V158L155 160L156 166L154 167V165H153L154 162L151 163L153 166L151 167L152 170H150V171H152V172H150V173H154V172H156V173H154V175L152 174V177H149V176H146L145 174H143L144 171L139 172V173L135 172V174L132 172V174H131V172H129L132 169L131 166L132 165L135 166L134 165L135 163L138 164V162L139 163H141V162L140 161L135 162L134 164L130 165L131 168L129 167V164L126 163L128 166L126 164H124L123 167L121 166L124 170L123 169H122V171L119 170L120 172H122L121 173L122 175L120 174L121 175L120 176L121 184H119V185H121V187H119V186L118 187L122 190L121 191L122 193L120 192V189L117 188V189H119V192H120V193L119 192H117V193L121 194V195L118 194L120 199H121V197H123V199H125L126 194H125V196H122V195H124L123 191H125L126 189H127L125 191L126 193H128V191L130 189L131 190L134 189L135 192L137 191L136 194H138L139 196L141 195V199L145 198V194H147L146 196H148V200H147L148 202L146 201L147 203L145 202V204H147L146 206L148 207V209H146V210L148 211V213L150 215L147 216L148 215V213H147V215H146L147 217H145V215L142 218L140 216L137 217L140 220V225L138 224V226L140 228H138V227L137 228H138V230L140 229L139 231H141L144 234L143 236H144V239L146 238L145 240H148V242H156V243H158V242L165 243L164 240H166V238H169L170 237L169 235H171V237H172L171 233L169 235H167L166 233L167 232L173 233L174 231L177 230V228H178V231H179V229L180 230L183 229L184 230L183 233H184V232L190 231L192 229H195V230L199 229L200 230V227H202L207 222H216V224H220L221 221H223L222 219H220V217L221 216L230 217V212H232V208H233L231 206L232 204L230 203L227 196H222L221 199L219 200V202H217V204H214V205L212 203H211L212 205H210V202H208V203L204 202L201 204H193L192 203L193 205L189 206L190 204H189V202L187 203V198H186L187 196L185 194V190H184L182 182L185 181L184 179H187V178L191 179V177L195 176L194 173L196 171L193 172L194 167H191L190 163H184L183 164V162H182L180 164V162H178V161L174 162V160H172V158L175 159V155L173 154V152L176 150L175 148L178 146L175 144L176 146L174 147L173 143H175L176 140H173L171 138V136L173 135V138L175 139L174 134H171V136H170L171 132L168 131L169 127L167 128V126H169V125H167L168 121L170 120L169 111H168V113L167 112L165 113V111H167V110H165L166 108L165 109L164 108L162 109ZM2 109H0L2 111V112L0 111V167L3 168L4 166L2 167L1 164L6 163V165L5 164L4 165L7 166V168H9V169H7V170H9V172L11 169L12 172H10V173H12L13 175L12 174L11 175L9 174V176L6 175V177L4 178L5 183L4 184L1 183V185H0V186H2L0 188V192H2L1 195L3 196L2 197L3 200L0 198L1 199L0 201L1 202L4 201L1 204V207L4 210L3 209H1V210H3V211L7 210L6 212L9 213V216H11L10 218L9 217L8 218L9 219L13 218L15 220V222H13V223L21 224L22 230L24 229V232H27V237H28V234H31L34 237L35 232H37L36 233L37 236L39 233L41 235L44 234V236H45V233H43V232L45 230H47V228H48L46 225L47 224L50 225V221H48V220H50V216H49L50 212L52 211L51 213H53V209L55 208V207L53 208V204L51 203L54 200H50L48 193H47V196H48L47 197L45 191H43L44 193L42 192L40 195L41 190L39 188H38L39 190L37 188L35 189V187H33V184H32V186H28L26 184L27 179L25 181V174L26 173H24V172L26 171L25 167L28 168V166H25L27 164L25 163L24 160H23L24 161L23 162L15 154L17 160L14 158L16 161L14 159H12L15 162L14 161H13L14 163L11 162L12 160L9 157L14 156L13 155V153H14L13 142H14V137H15L14 133L15 132L12 128L14 120L11 121V122H13L11 125V123H10L11 119L10 120L8 119V117L10 115H7V111L5 113V109H3V110ZM196 109L197 110L200 109V111L202 112L201 113L202 115L199 113L200 111L197 113L202 117V119H201V117L199 118V116L195 114L197 112ZM6 110H8V109L6 108ZM40 110L41 109H39V111ZM131 110H130V112L132 113ZM33 112H37V110L33 111ZM33 112H32V114H34ZM142 112H144V111L142 110ZM145 113H146V111L144 112V115H146ZM40 114H42V113H40ZM51 114H49V115H51ZM172 115H170V116H172ZM41 116H40V118H41ZM45 116L46 115H44V117ZM56 116H54V117L48 116L49 118L51 117L50 121H51L52 125L56 120L55 119ZM115 117H116V114H115ZM53 119H54V122H52ZM97 119H98V117H97ZM186 119H185V121H186ZM68 120H69V118L65 119V117L62 119L63 122H61V120H60V122L63 123V125H64L63 126V128L65 129L64 131H66L67 133H68V130L70 131V129L68 128V124H64V123H66V121H68ZM79 120H76L75 123L76 122L79 123ZM183 120L181 119V121H179V122H183ZM196 120H197V122H196ZM200 120H203L205 123L202 121L200 123ZM35 121L37 122L36 118H35ZM58 121H59V119H58ZM192 121H193V123H192ZM68 122H70V121H68ZM82 122H83V120H82ZM51 124L49 123V126ZM241 124H242V126H241ZM32 125L35 126L34 123ZM193 125H192V127H193ZM38 126H37V128H38ZM41 126H42V128L44 127L43 125H41ZM65 126H67V127H65ZM207 126H209V127H207ZM69 127H70V125H69ZM195 127L198 128V126H196V125H195ZM134 129H135V127L132 128V125H131V128H129V130H126L128 133V136H129V137H127V139L129 138L131 140H129V139H128L129 141L126 140L125 139L126 137H124V136H122L123 139L121 138L122 139L121 140L122 145L124 144L123 142H125V145L127 144L125 147H127V148L129 146V143H126V141H128V142L132 141L133 142L134 136L132 139V137L130 136V133L134 132ZM60 130H59V132H60ZM171 130H172V125H171ZM47 131L50 132L48 130V128H47ZM61 131L64 132L63 129ZM201 132H203V134ZM127 133H125V135ZM57 134L58 133H56V135ZM195 134H196V136H195ZM53 135H55V134H52V136ZM132 135H134V134H132ZM56 138H57V136H56ZM196 138L199 139L198 143H197ZM243 138H245L246 142L244 141ZM106 139H108V138H105V140ZM170 139H171V141L172 140L173 141L167 142ZM99 140L101 143L98 142L99 145L96 146L97 152H98V150L101 151L104 148V147H102V145L105 146L104 145L105 140L100 139V138H99ZM124 140H126V141H124ZM18 142H20V141H18ZM84 142H86V141H84ZM114 142H116V141H114ZM244 142L246 143L245 145H244ZM118 143H120V142H118ZM14 144H15V142H14ZM83 144H85V143H83ZM106 144H108V143H106ZM147 144L148 145L151 144V145H149V147L151 148L153 146V148L148 149L149 147ZM181 144H182V142H181ZM263 144H264V142H263ZM85 145H87V144H85ZM115 145H117V142ZM12 146H13V148H12ZM244 146H248L247 149L244 148ZM179 147L181 148L182 145L181 146L179 145ZM248 149H251V150L247 151ZM104 150H105V148H104ZM213 150L215 151V149H213ZM257 150H258V148H257ZM16 151H18V150H16ZM138 151H140V150H138ZM144 151H146V148ZM126 152H128V150ZM149 152L146 151L145 153L148 154ZM183 152H184V150H183ZM7 153H8V155H7ZM93 153H94V151H93ZM238 153L240 154L239 157H237L239 155ZM254 153H255V151H254ZM190 154H192V153H190ZM209 154L211 155V153H209ZM186 155H188V154H186ZM6 156H9V157L6 158ZM18 156H19V154H18ZM142 156H143V154H142ZM142 156H141V158H142ZM176 156L178 157V155H176ZM204 156H205V158L208 157V156L206 157V155H204ZM204 156H202V158ZM19 157L22 158L21 156H19ZM181 157H183V156H181ZM188 157H189V155H188ZM199 158H201V157H199ZM184 159L186 160L187 157ZM230 159H229V162H231ZM143 160H145V158ZM149 160H150V158H149ZM238 160L239 159H237V161ZM144 162H146V161H144ZM185 162H187V161H185ZM229 162H228V164H230ZM10 164H12L13 166ZM130 164H131V162H130ZM136 166H138V165H136ZM140 166L141 165H139V167ZM228 167H230V166H228ZM154 169L156 171H154ZM70 170L71 169H69V171ZM141 170H142V168H141ZM0 171H1V169H0ZM2 171H3V169H2ZM27 172H28V174H27V178H28L29 171L27 170ZM4 173H7V172H4ZM31 173H32V171L30 172V175H31ZM150 173H148V174H150ZM17 174H18V176H17ZM33 176H37V175H33ZM0 177H2L1 173H0ZM0 180H2V179H0ZM28 180H31V179H28ZM243 180L244 179H242V181ZM34 181L35 180H33V182ZM29 184H30V182H29ZM34 184H36V182H34ZM144 192H146V193L144 194ZM259 193H260L261 199H264V190H261ZM138 195H136V196H138ZM187 195H190V193ZM45 196L49 200L47 198L45 199ZM142 200H140V201H142ZM100 202H101V200H100ZM120 202H122V201L120 200ZM54 205H55V203H54ZM123 205H124V202H123ZM211 211L214 212V214L209 215V213ZM6 212H3V213H6ZM54 216L56 217V214H54ZM51 217H53V215ZM210 217H212V220L209 221L208 218H210ZM13 219H11V220H13ZM179 221L180 222L182 221L181 222L182 228H181V223H179ZM130 223H132V222H130ZM15 224H13V225H15ZM53 224H52V226H53ZM106 226H107V224H106ZM15 229H17V228H15ZM51 229L52 228L49 229L50 231L47 230L48 231L47 233L51 232ZM127 229H128V227H127ZM235 231H236V229H235ZM235 231L233 230L231 232V229H226L223 231L222 240H225V241L227 239H230V240H228V243L225 245V248H224V246L222 247V250H221V247L219 249V247L216 246V244H219L217 242V240H216L217 243L213 242L211 244L210 247H212L215 251H217L219 249L218 252L221 251V253H216L215 251L209 252L208 251L209 249H207V253L213 252V253L218 254V255L215 254L216 256L220 255L222 257L224 254H227V255L229 254L231 257L230 259H232L233 263L235 260H236V262L240 261V263L244 262L245 264H246V262L253 263L254 262L253 260L256 257H254V253H253L254 250H250V248L251 249H252V247L254 248L252 238L250 236H243L240 234H236ZM15 233H16V231H15ZM21 233H23V232H21ZM40 234H39V236H40ZM15 235L17 236V234H15ZM31 235H29L31 237V238L29 237L30 239H32ZM52 235H53V233H52ZM120 236H121V234H120ZM167 236H169V237H167ZM29 238H27V239H29ZM130 238H131V236H130ZM32 240H31V243H32ZM9 241H10V239H9ZM34 241H36V240H34ZM235 241L239 242L238 246L236 244H234ZM7 242H8V240H7ZM185 242H187V241H185ZM185 242H184V244L186 246L185 245L184 246L188 248L189 242H187V244ZM181 244H183V243H181ZM181 244H179V245H181ZM199 244L194 245L195 251L197 249L196 246L206 247L204 240L203 241L201 240V243H199ZM1 245H2V243H1ZM179 245L173 244L172 248H173V246L174 247L176 246L178 248L183 247L182 245L179 247ZM212 245H215V247L218 249H215V247H213ZM150 246H149L151 248L150 250L152 251V245H150ZM178 248H176V249H178ZM187 248H185V249H187ZM192 248L193 247L190 244L188 251L191 250L194 253L195 252L194 248L193 249ZM212 248H210V250ZM29 249H30V247H29ZM174 249L175 248H173V250ZM198 249L196 252H198ZM7 250H8V248H7ZM43 250H45V249L43 248ZM173 250H171V251H173ZM175 250H174L175 253H173V254L174 255H177V254L180 255L179 256L180 258H183V256L187 257L189 254L188 252H187L188 254L185 253L187 250H185V252H184V250L183 251H180V250L175 251ZM1 251H2V249H1ZM40 251L41 250H39V252ZM178 251H180V253L183 252L185 254L184 255H183V253L179 254ZM205 251L206 250H203V253L200 252L201 254L199 252H198L199 254L196 252L195 253H196V255L197 254L200 255L199 257H202V256L206 257L205 258V260H206L207 258L208 259L210 258L211 254H209L210 256H208ZM223 251L226 253H224ZM251 251H253V252H251ZM176 252H177V254H176ZM160 253L164 254L165 251H156L157 256H161ZM204 253H206V255ZM8 254H9V251H8ZM186 254H187V256H186ZM221 254H223V255H221ZM250 254H252V256H249ZM196 255H195V257H194V255H192V257H194L196 259V257L198 256V255L197 256ZM213 255L214 254H212V256ZM39 256H40V253H39ZM140 256H142V255H140ZM247 256L251 257V259H249V258L246 259ZM163 257H165V256H163ZM222 257H220L219 259H222L223 262L221 260L218 261L219 260L218 258H217L218 260L214 259V258L213 259H214V261L217 260L220 264L226 263L228 260H226L225 257H224V259ZM240 257H245V258H241L242 259L241 260ZM190 258H191V256H190ZM190 258H189V260H190ZM252 258H253V260H252ZM257 258H259V256ZM230 259H229V262H231ZM248 259L250 261H248ZM189 260H187V262L190 264ZM202 260H203V257H202ZM192 261H193V258H192ZM197 261L198 260H196L195 262H197ZM214 261H212V263ZM217 261H215V262H217ZM257 261L260 262V261H262V259L259 258V259H257ZM143 262L144 261L142 259V263ZM232 262H231V264H233ZM175 264H176V262H175ZM184 264H186V261Z\"/></svg>",
	"mask_w": 264,
	"mask_h": 264
},
{
	"label": "crops",
	"instance_id": "obj_3",
	"mask_svg": "<svg viewBox=\"0 0 264 264\" xmlns=\"http://www.w3.org/2000/svg\"><path fill=\"white\" fill-rule=\"evenodd\" d=\"M264 180V179H263ZM261 180V181H263ZM264 188V183H262L259 187V189ZM206 232V230H205ZM204 231H193L190 235L189 234H178L175 237L171 238V244H167V243H162V242H154L152 243V251L150 252L153 256H156V251H165L169 252V250L172 248L173 244L179 243V242H183V241H190V239H196V240H200L203 239V235H204Z\"/></svg>",
	"mask_w": 264,
	"mask_h": 264
}]
</instances>
